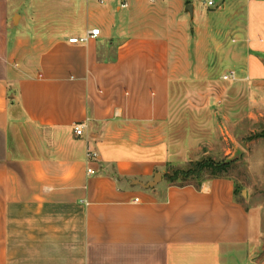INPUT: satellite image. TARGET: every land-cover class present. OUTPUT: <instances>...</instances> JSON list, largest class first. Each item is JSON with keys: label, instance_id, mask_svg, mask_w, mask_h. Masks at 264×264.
I'll return each mask as SVG.
<instances>
[{"label": "crops", "instance_id": "0c3cea01", "mask_svg": "<svg viewBox=\"0 0 264 264\" xmlns=\"http://www.w3.org/2000/svg\"><path fill=\"white\" fill-rule=\"evenodd\" d=\"M209 1L62 0L57 25L11 36L0 0V264H264V204L229 175L167 177L216 101L264 82V0Z\"/></svg>", "mask_w": 264, "mask_h": 264}, {"label": "rangeland", "instance_id": "374dc122", "mask_svg": "<svg viewBox=\"0 0 264 264\" xmlns=\"http://www.w3.org/2000/svg\"><path fill=\"white\" fill-rule=\"evenodd\" d=\"M62 0H10L17 11L18 27L10 25V34L34 35L40 30L45 33L57 25L64 8ZM80 1V0H78ZM202 6L207 0H191ZM13 22V16L11 18ZM194 21L189 19V25ZM229 69L223 73H229ZM237 75L239 71L237 70ZM219 74V75H221ZM221 84L235 85L234 80L217 78ZM248 82V83H247ZM232 87V99H221L213 105L217 131L214 134H200L196 138L200 144L196 160L182 164H171L167 177L171 181L202 183L212 175L209 171H199V161H214L227 166V174L236 180L237 198L243 202L264 204V82L246 81ZM236 94H235V92ZM179 137V136H178ZM187 138V136H185ZM196 153V152H195ZM194 156V155H193ZM180 162V161H179ZM179 175V176H178ZM176 177V178H175ZM264 250V239L262 242Z\"/></svg>", "mask_w": 264, "mask_h": 264}, {"label": "built area", "instance_id": "2783aa9c", "mask_svg": "<svg viewBox=\"0 0 264 264\" xmlns=\"http://www.w3.org/2000/svg\"><path fill=\"white\" fill-rule=\"evenodd\" d=\"M209 5L212 6L214 4L213 0H210ZM125 6V5H124ZM100 35V28H93L91 29L86 35L83 36H73L69 38V42L74 44H81L87 42L90 38H95ZM224 80H234L236 79V73L234 71H230L229 73L222 76ZM86 125L84 123H77L74 126V132L76 135L81 136L84 134ZM88 157L90 160H97L99 159V153L94 150L90 149L88 151ZM89 174L95 173V171L92 168L88 169ZM136 200H139L138 198Z\"/></svg>", "mask_w": 264, "mask_h": 264}, {"label": "trees", "instance_id": "16d2710c", "mask_svg": "<svg viewBox=\"0 0 264 264\" xmlns=\"http://www.w3.org/2000/svg\"><path fill=\"white\" fill-rule=\"evenodd\" d=\"M196 166H198V170L199 171H209L213 177H219L222 176L224 174H227V166L222 164V163H217L212 161L209 162H203V161H199L196 163ZM179 176V175H178ZM176 178V177H175ZM170 181V180H169ZM173 184L179 185V186H184L187 184H194L197 187H200L202 185V183L196 184V183H191V182H181L180 184L175 183L173 180L170 181ZM237 191H238V187L236 184V195H237Z\"/></svg>", "mask_w": 264, "mask_h": 264}, {"label": "water", "instance_id": "95a60500", "mask_svg": "<svg viewBox=\"0 0 264 264\" xmlns=\"http://www.w3.org/2000/svg\"><path fill=\"white\" fill-rule=\"evenodd\" d=\"M187 11H189L190 14H191V16H193V7H192L191 4H189V5L187 6ZM159 178H160V174H157V176L155 177L154 181L148 183V184L146 185V187H151V186H154L155 184H157Z\"/></svg>", "mask_w": 264, "mask_h": 264}]
</instances>
